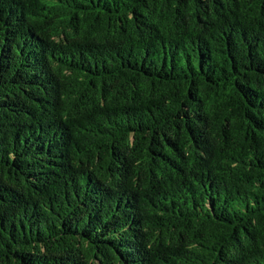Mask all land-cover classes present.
I'll use <instances>...</instances> for the list:
<instances>
[{
  "label": "trees",
  "instance_id": "trees-1",
  "mask_svg": "<svg viewBox=\"0 0 264 264\" xmlns=\"http://www.w3.org/2000/svg\"><path fill=\"white\" fill-rule=\"evenodd\" d=\"M0 264H264V0H0Z\"/></svg>",
  "mask_w": 264,
  "mask_h": 264
}]
</instances>
